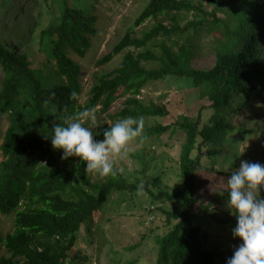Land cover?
Returning <instances> with one entry per match:
<instances>
[{
    "label": "trees",
    "instance_id": "1",
    "mask_svg": "<svg viewBox=\"0 0 264 264\" xmlns=\"http://www.w3.org/2000/svg\"><path fill=\"white\" fill-rule=\"evenodd\" d=\"M28 1L39 7V18L43 11L50 14L47 25L37 34L44 55L40 66L33 67L23 50L34 40L39 25V20L30 18L32 10L27 0H15L14 13L7 16L5 25L0 24V113H6L10 120L0 145L4 156L0 161V213L14 214L13 230L0 234V248L7 252L0 255V264H65L67 260L84 264L82 254H70L82 224L92 219L113 191L141 188L123 178L116 179L115 175L93 181L87 152L103 140L138 132L160 135L176 128L185 136L179 154L183 185L170 193H150L155 198L181 200L184 210L167 211L168 219L175 222L158 237L155 264H215L218 253L213 244L207 243L198 219L205 207L192 209L199 200L197 176L204 174L200 186L211 184L215 175H220L224 184L255 181L264 196V173L262 178L249 174V169L223 174L225 171L214 165L205 166L200 156L203 146L212 155L216 144L227 140L226 135L235 129H259L247 123L235 124L234 115L252 105L251 99L264 110V0H206L210 8L195 0H148L133 27L159 15L168 16L169 24L157 21L138 38L132 35L131 28L115 42L97 60L98 65L106 64L126 48L140 50H128L114 69L94 73L84 105L79 103L81 65L71 54L84 56L92 46L97 16L90 8L76 7L69 0ZM9 3L10 0H0V7L6 8ZM189 12L192 18L187 20L185 14ZM202 28L217 31L219 37L213 66L198 69L190 59L194 40ZM158 37L169 41L160 40L156 51L146 47ZM178 40L182 43L178 44ZM166 75L187 78L198 88L200 98L207 99L209 108L214 110L208 123L202 121L203 106L195 116H181L169 124L148 125L140 121L146 116L168 114L163 105L146 103L138 97L144 85ZM124 96L114 112L118 118L114 124L102 123L84 138L71 132L75 124L84 125L81 117L90 109L99 104L100 111H107ZM128 118L133 120L128 125L121 122ZM261 139L264 143V127ZM75 149L85 152L75 154ZM193 150L197 151L194 156ZM257 170H264V159ZM213 195L231 203L236 217H229V221L241 225L237 233L244 235L247 230L257 238L242 264H264V239L257 228L264 206L225 187H217ZM235 234L233 230L231 236ZM229 244L231 253L239 247L240 240L233 238Z\"/></svg>",
    "mask_w": 264,
    "mask_h": 264
},
{
    "label": "rangeland",
    "instance_id": "2",
    "mask_svg": "<svg viewBox=\"0 0 264 264\" xmlns=\"http://www.w3.org/2000/svg\"><path fill=\"white\" fill-rule=\"evenodd\" d=\"M69 1L76 7L90 8V11L97 16L92 46L84 56L71 54L81 65L82 91L79 103L84 105L94 82V73L112 70L120 63L128 50H132V53L140 50V48H126L106 64L98 65L97 60L105 55L115 42L131 28L132 35L138 38L143 31L152 28L157 21L169 24L170 20L166 15H159L150 17L133 27L136 17L148 0ZM195 1L204 2L206 8L211 7L206 3V0ZM49 2L53 1L49 0ZM26 4L29 6L30 12L32 10L30 18L39 20V25L35 30L34 40L29 42L28 46H24L23 50H26L32 61L31 65L37 67L40 66V61L44 58L39 49L37 34L47 25L50 14L43 11L39 18V7H33L28 0ZM52 4L54 6L56 3ZM14 5L15 0H10L6 8L0 7V24L2 26L5 25L7 16L14 13ZM182 18V23H184V16ZM185 18L187 20L192 18V13L185 14ZM217 37H219L217 31L210 32L204 28L196 35L195 47L192 49L193 55L190 59L194 68L205 69L213 66L217 53ZM160 40H165L167 43L169 41L168 38L158 37L149 41L146 47L156 51L159 48L157 44ZM180 43L182 41L178 40V44ZM142 63L147 62L143 61ZM148 64L152 65L153 61H149ZM2 76L3 69L0 65V80ZM125 97H120L118 102L112 103L107 111H100L101 105L99 104L96 109H90L81 117V122H84V125L75 124L71 132L76 131L78 137L84 138L102 123L114 124L118 121L114 112L120 108ZM138 97L146 103L152 101L163 105L168 111L165 116H146L140 119L142 122H147L148 125L155 122L169 124L181 116H195L202 106L204 107L202 121L208 123L209 115L214 112L212 108H209L210 102L205 98H200L198 88L194 87L190 80L175 75H166L162 79L148 82L141 88ZM251 102H253L252 105L248 104L247 107L234 115V122L239 126H243L244 123L258 126V131L248 132L246 128L235 129L226 135L227 140L224 139L221 144H216L212 155H209V148L203 146L200 156L201 162L205 166L214 165L216 169L224 170L223 174H227L229 171L249 169V174L262 178L264 170H257V166L262 164L264 159V143L261 139L264 127V110L257 105L256 100L251 99ZM9 121L6 113H0V145ZM132 121L128 118L121 122L128 125ZM184 137V132L179 128L167 130L160 135L138 132L124 138L103 140L96 148L87 152L89 175L93 181H104L115 175L116 179L123 178L141 186V188H136L133 191H113L92 219H87L88 221L86 220L82 224L70 254L75 252L82 254L85 257L84 264H155L159 247L158 237L166 234L175 222V219H168L167 211L181 212L184 210V205L181 200H169L165 197L155 198L151 193L154 195L159 191L170 193L182 187L179 154ZM79 151L85 152L75 149L74 153L77 154ZM196 154L197 151L193 150L192 155ZM3 158L0 148V161ZM202 178H204L203 172L197 176L199 200L192 205V209L197 211L198 206L199 208L205 207L198 219L200 220L199 224L202 223L205 238L208 237L207 243L213 244L216 253H218L215 264H242L241 260L249 254L250 248L257 242V238L247 230L244 231V235L237 233L241 225H232L229 221V217H236L231 203L225 198L213 195V192L217 187H225L242 196L250 197L251 202L255 201L264 206V196L261 195L263 189H258L255 181L252 184L231 181L224 184L225 180L220 175L213 176L212 183H203L201 185L203 188H201L200 179L202 180ZM248 210L252 213L255 212L253 209ZM259 215L261 219L257 228L260 238L264 239V208L261 209ZM13 216V213H0V234L3 236L13 230ZM231 228L236 231L235 235L231 236L233 233V230L229 231ZM236 237L240 240L239 247L232 248L230 253L227 244L230 246L229 243ZM1 254L7 255L3 247L0 248ZM65 264L73 263L67 260Z\"/></svg>",
    "mask_w": 264,
    "mask_h": 264
}]
</instances>
